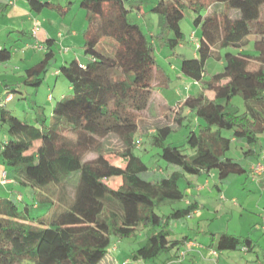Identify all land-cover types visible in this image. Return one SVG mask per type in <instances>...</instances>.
Segmentation results:
<instances>
[{
  "label": "trees",
  "instance_id": "1",
  "mask_svg": "<svg viewBox=\"0 0 264 264\" xmlns=\"http://www.w3.org/2000/svg\"><path fill=\"white\" fill-rule=\"evenodd\" d=\"M82 3L88 11L89 27L82 38L88 59L65 61L58 67L57 74H63L69 84L51 114L38 112L28 121L6 104L0 106V121L9 130V137L0 144V158L8 176L29 187L33 199L36 196L39 201L0 196V264H103L111 245L135 236L142 227L147 229V240L130 255L133 261L148 263L180 251L189 237L171 240L170 227L174 221L193 216L200 203L190 201L170 214H164L161 206L187 197L180 182L189 176L215 173L223 182L246 173L244 163L227 152L240 141L253 148L264 133V0H159L151 7L163 20L157 36L170 49L184 39L182 20L187 10L195 13V25H202L196 55H180L179 61L184 76L200 84L199 91L169 108L178 107L175 119L180 126L188 110L203 124L187 137L189 153L166 143L174 130L171 125H158L148 134L146 143L167 163L166 176L158 177L151 173L154 155L145 160L147 155L138 152L136 114L149 107L155 75L162 71L154 39L131 18L133 12H142L143 2ZM68 7L51 0H30L35 13L56 10L64 14ZM40 44L44 56L25 70V83L35 88L42 86L56 62L55 39L47 37ZM250 44L253 52L246 51ZM13 52L0 47V62L10 61ZM210 58L224 61L225 66L207 78ZM162 72L167 81L171 79ZM19 92L11 86L6 94H13L14 99ZM238 95L245 105L243 111L232 102ZM115 135L125 146L124 165L113 163L101 150L103 140ZM93 151L98 156L85 161ZM75 170L79 180L68 198L65 189ZM117 179L121 180L114 186ZM44 205L48 208L43 214L33 211ZM216 242L210 244L216 254L256 252L258 247L248 236L222 234Z\"/></svg>",
  "mask_w": 264,
  "mask_h": 264
},
{
  "label": "rangeland",
  "instance_id": "2",
  "mask_svg": "<svg viewBox=\"0 0 264 264\" xmlns=\"http://www.w3.org/2000/svg\"><path fill=\"white\" fill-rule=\"evenodd\" d=\"M159 0H143L142 12H133L131 18L141 25L146 32L150 40L155 41V52L157 56V63L160 70L165 71L171 79L168 81L164 77L162 71H157L155 75V94L151 100L149 107L143 110L141 113H137L136 117L139 122L140 130L137 133L139 154L147 155L145 160L151 155L150 166L152 167L153 177L165 175L168 171L167 163L162 159H159L155 153L156 151L146 143L149 140V133H154L158 125L168 124L173 127L171 135L166 140L167 144H172L181 147L184 152L189 153L190 149L187 146V137L191 130L196 131L200 124H203L201 118H197L192 111H185L186 119L184 125L180 126L175 114H178L177 108H169V106H176L182 102L190 94H197L200 84L193 82L189 78L185 77L180 69V55H185L188 58H193L196 48V40H200L202 25L196 26L193 19L196 16L194 12L187 10L184 19L182 20V30L184 33V39L181 45L173 49L165 46L158 38V34L162 32L163 20L160 14L156 13L151 7ZM58 3L62 6H68L67 11L64 14L58 13L56 10H48L47 15L41 17L40 27L43 29V33L39 32L41 41H44L49 34L54 38L57 43L54 48L56 54V62L50 68L46 75L45 81L42 86L35 88L32 85L25 83V70L38 63L42 56H44L45 50H41L34 47L35 39L32 36L26 38V43L30 46H25L22 34L14 31L7 38L6 44L0 42L1 47L12 48L15 51L10 62L7 63L8 68L2 69L0 72V94H2L5 84H14L16 89L21 92L15 97L14 101L6 102L7 108L13 113L24 120L33 119L36 113L46 111L47 115L51 114L53 105L61 98L60 94L68 90V82L63 74H57L58 67L66 60L70 63L74 60L86 61L88 58L84 53L83 48V34L88 29L89 24L86 18L87 9L82 5L83 0H54L53 3ZM67 8V7H66ZM14 15H11V17ZM14 18V17H13ZM43 18V19H42ZM57 18V19H56ZM20 19V18H19ZM32 22L27 25L25 22L20 21L14 24L15 29L27 30L32 26ZM20 29V30H21ZM72 30L78 32L77 36H74V43H71L70 52H66L65 46L62 47V35L68 36ZM59 33L62 34L59 36ZM193 33L196 38H193ZM172 37V33L167 34ZM233 53H237V49H229ZM247 52H253V46L250 44L246 48ZM19 69H16V65ZM11 66V67H9ZM224 61H217L214 58H210L206 65V76L210 78V75L214 73L222 72L224 69ZM4 67V66H3ZM15 67V68H14ZM7 70V71H6ZM168 82L167 85L164 83ZM51 96L48 100V96ZM3 101L6 96L2 97ZM233 105L244 110L245 105L240 95L232 99ZM176 104V105H175ZM0 107V117H1ZM9 137V130L7 124H3L0 121V144ZM103 153L113 162L119 165H124L125 161L122 157L124 152L123 141L118 136H110L103 140L102 143ZM258 146L264 149V136L260 137ZM240 145L234 144L232 149L227 152V156L235 158L236 160L246 163L242 158L240 151ZM142 149V150H141ZM144 149V151H143ZM141 150V151H140ZM99 152H89L85 156V161L92 160L98 156ZM6 169L8 170L7 166ZM248 171V170H247ZM151 174V175H152ZM21 178L18 174H16ZM68 184L66 185L65 193L68 198L74 195L76 184L78 183V172L73 171L69 176ZM189 179L200 180L205 184L206 190H203L202 196L198 198L202 206V218L198 215L196 217H188L186 220L174 221L170 227L171 236L170 239L181 238L183 236H191L196 243L200 245H210L212 242L217 243V238L222 234L236 235V236H248L251 237L257 244L256 252H242L231 251L225 252V254L217 256L209 255L208 246L203 250L191 249L189 247L194 243L188 244L182 251L185 252V257L180 256L182 251H179V257H175L176 251L171 253L162 254L156 261H148V263L141 261H133L130 259V255L134 250L141 246H144L147 240V229L142 227L139 232L129 238H123L117 240L106 257L102 260L103 264H264V233L261 231L262 212L264 210V182L253 181L249 176V171L242 173V175H231L225 181H220L217 176L203 175L202 177L189 176ZM121 179L113 181V185L117 186ZM208 184V185H206ZM215 184H218L223 189L224 200L219 199V192L216 189ZM187 180L180 182V187L187 190ZM199 188V187H198ZM29 187H20L19 190L29 197V201H38V198L29 192ZM2 197L9 196L6 192L0 194ZM16 198V194L13 195ZM190 198V197H189ZM233 199H236L235 201ZM57 202V201H56ZM24 204L21 203V206ZM187 205L186 199L180 201H174V203H168L161 206V211L164 214H170L174 209L183 208ZM47 206H41V208L33 207V211L36 214H43L46 211ZM201 218V219H200ZM190 252V253H189ZM189 253V255H188ZM199 257L197 260L193 257ZM260 255V257H259ZM257 256L261 262H257ZM201 257V258H200ZM221 257V259H220ZM220 259V260H219ZM219 260V262H218Z\"/></svg>",
  "mask_w": 264,
  "mask_h": 264
},
{
  "label": "crops",
  "instance_id": "3",
  "mask_svg": "<svg viewBox=\"0 0 264 264\" xmlns=\"http://www.w3.org/2000/svg\"><path fill=\"white\" fill-rule=\"evenodd\" d=\"M51 1L53 2L54 0H51ZM142 2H143V0H142ZM47 11L48 10H43L41 13H35V12H33L31 10V8H30V0H11V2H8L7 0H0V42H2L3 44H6L7 38H9L10 34L12 32H14V31H17L18 33L22 34L21 37L25 38L24 39V44H25L24 47L30 46L29 43H26V38L28 36H32V38L35 39V42L33 44L34 47H35V44L37 43V41L39 43H42L43 41H41V38L39 36V32L43 33V29L42 28H39V30L37 32V37L36 38L33 36V33L32 32H33V29H34L33 27L35 25L36 20L40 21L41 20V17H43V15H47L46 14ZM11 15H14V16L11 17ZM17 21L18 22L23 21L27 25L29 24V22H32L33 24H32L31 27H29V29L27 28V30H22L21 29L22 27H20V29H21L20 30V29H15L14 28V24L17 23ZM40 22H39V24H40ZM70 33L71 34H69L68 36H65V37H64V35H62V34L59 33V36L62 35V37H63L61 39L62 40L61 45H62V47L65 46V49L64 50L66 52H68V53L70 52V49H71L70 48L71 47V43H74V41H75V40H73V38H74V36H77L78 32L76 30H72ZM193 35H194V33H193ZM47 37H52V36L48 34L46 36V38ZM56 43H57V41H56ZM17 46L15 47V51L18 50L17 49L18 48ZM196 46H197V42H196ZM0 47H1V45H0ZM41 50H45V49L43 48ZM14 52H13V54H14ZM195 55H196V52H195ZM9 62L10 61L4 62V63L3 62H0V72H1L2 69L8 68L7 63H9ZM9 67H11V66H9ZM16 69H19V66L16 65ZM57 73H58V70L56 71V75H57ZM11 86H15V85L14 84L12 85V84H9V83H6L5 84V88H4L3 92H2V94H0L1 100H3V98H2L3 96L4 97L5 96L6 97L8 96L6 94L7 88H10ZM13 97H14V95L12 94V100L11 101H14L15 98L13 99ZM49 98H51L50 95L48 96V100H49ZM261 136H264V133H262L260 135V137ZM259 141H260V138H259L258 142ZM234 144L240 145V148L239 149H240V151L242 153L241 154L242 155V158H244L245 159V162H246L244 165H245L246 169L249 171V176L252 178V180L255 181V182L256 181L264 182V175L261 176V177H258L256 179H254L251 176V174H250L251 167L253 165H255L256 162H258L259 160H261L263 158V156H264V149L260 148L258 146V144L254 145V147L251 148L247 143H245L243 141L235 142ZM4 172H7V169H6L5 164L2 162V160L0 158V194H4L6 192V194L7 193L9 194V196H13L14 194H16V197L18 199H20L21 197L28 198L25 192L22 193L19 190L20 187H22V186L25 187V185L21 184L18 179H16V178L13 179V177H11V176L9 177L8 176V178H9L8 181L3 182L2 179H3V173ZM215 176H217V175L215 174ZM200 177H202V176H200ZM187 183H188V185L186 187L187 188V190H186L187 197L185 198L187 204H188V202L193 201V200L198 201V198H200L202 196L203 190H206L205 184L202 183L198 179L193 180V179H189V178H188ZM206 185H208V184H206ZM215 186H216V189L219 192V199L220 200H224L225 197L223 196V192H222L223 189L218 184H215ZM233 200L235 201L236 199H233ZM200 206H201V204H200ZM261 212H262L261 214L263 216L262 217L263 218L262 219L263 223L261 224V226H262L261 227V231H263V233H264V210L261 211ZM197 215L202 218V216H203V214H202V206L191 217H196ZM188 237H189L188 243L186 245L185 244L182 245L180 251H182L184 247L187 248L189 246L188 244L194 243V245L192 244V246L189 247L190 252L193 251L191 249H197L198 248L201 251L206 246H208V249H211L209 251V255H211V256H214V255L217 256L218 254H220V255L225 254V252L217 253L216 254L213 251L214 248H211L210 245H206V243H205V245L204 244L203 245H200V244L196 243V240H194L191 236H188ZM262 247L264 248V245H262ZM242 252L246 253L247 251L245 250V251H242ZM189 253H188V255H189ZM211 253H213L214 255H212ZM193 257L195 258V260H197L199 258V257H196L195 255H193ZM259 257H260V255H259ZM220 259H221V257H220ZM219 260H218V262H219ZM257 262H261L260 259L258 258V256H257Z\"/></svg>",
  "mask_w": 264,
  "mask_h": 264
},
{
  "label": "built area",
  "instance_id": "4",
  "mask_svg": "<svg viewBox=\"0 0 264 264\" xmlns=\"http://www.w3.org/2000/svg\"><path fill=\"white\" fill-rule=\"evenodd\" d=\"M8 2H11V0H7ZM33 36L36 38L37 37V32L39 30L40 27V24H39V21L36 20L35 22V25L33 27ZM193 38H195V35H193ZM35 47L38 48V49H43V46L37 41V43L35 44ZM12 100V95H8L4 101L1 100L0 98V106L3 105V104H6V102H10ZM250 174L251 176L256 179L258 177H261L264 175V156L261 160H259L258 162L255 163V165H253L250 169ZM8 173L7 172H4L3 173V182H6L8 181ZM180 256H185V252L182 251Z\"/></svg>",
  "mask_w": 264,
  "mask_h": 264
}]
</instances>
